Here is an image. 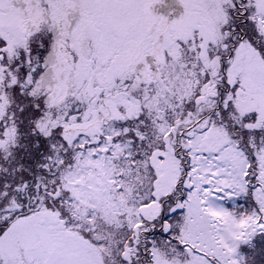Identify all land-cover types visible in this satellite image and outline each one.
<instances>
[{"label": "snow or ice", "instance_id": "1", "mask_svg": "<svg viewBox=\"0 0 264 264\" xmlns=\"http://www.w3.org/2000/svg\"><path fill=\"white\" fill-rule=\"evenodd\" d=\"M0 264H264V0H0Z\"/></svg>", "mask_w": 264, "mask_h": 264}]
</instances>
